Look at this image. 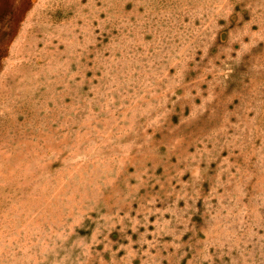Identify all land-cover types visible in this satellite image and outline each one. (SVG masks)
I'll return each mask as SVG.
<instances>
[{
	"label": "rangeland",
	"instance_id": "374dc122",
	"mask_svg": "<svg viewBox=\"0 0 264 264\" xmlns=\"http://www.w3.org/2000/svg\"><path fill=\"white\" fill-rule=\"evenodd\" d=\"M0 264H264V0H0Z\"/></svg>",
	"mask_w": 264,
	"mask_h": 264
}]
</instances>
